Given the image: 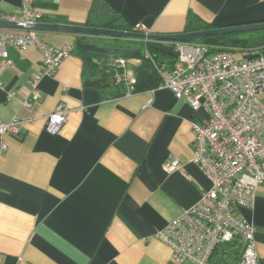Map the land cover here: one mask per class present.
Returning a JSON list of instances; mask_svg holds the SVG:
<instances>
[{
  "label": "crops",
  "instance_id": "obj_1",
  "mask_svg": "<svg viewBox=\"0 0 264 264\" xmlns=\"http://www.w3.org/2000/svg\"><path fill=\"white\" fill-rule=\"evenodd\" d=\"M22 1L0 0V11L16 16ZM95 1L36 0L35 7L47 19L63 20L41 23L85 26ZM99 1L133 30L126 32L140 33L136 27L142 25L149 34L186 33L190 13L217 29L264 23V0ZM38 33L54 47H76L75 35ZM120 40L105 48L146 50L140 40ZM122 41L129 46H120ZM8 55L12 65L0 78V120L17 118L22 127L17 135L0 137V264H178L155 236L211 188L193 162V123L207 120L208 113L194 111L162 86L104 97L84 86V64L75 54L46 77L36 46L26 52L9 47ZM120 58L136 79L141 61ZM60 105L68 110L67 121L51 134L47 120ZM173 158L183 168L169 174L163 166ZM238 216L255 227L264 264V185L254 207L241 208ZM220 252L235 258L224 264H237L243 246L225 245L215 255Z\"/></svg>",
  "mask_w": 264,
  "mask_h": 264
},
{
  "label": "built area",
  "instance_id": "obj_2",
  "mask_svg": "<svg viewBox=\"0 0 264 264\" xmlns=\"http://www.w3.org/2000/svg\"><path fill=\"white\" fill-rule=\"evenodd\" d=\"M35 2L23 0L16 16L0 11V21L22 26L0 29V78L12 65L9 47L26 52L36 46L42 56L41 77L53 76L75 52V45L54 47L32 29L43 18ZM136 28L149 34L142 25ZM174 46V65L157 67L161 86L177 100H185L194 111L204 109L208 113L207 120L193 123V162L208 178L211 188L155 237L171 249L178 264H211L219 248L234 243L243 246L237 264H259L256 229L238 212L254 207L257 191L264 185V46L252 54L243 52L240 58L229 51L211 53L213 49L205 44ZM126 65L125 59L117 60L115 68L123 70L117 78L126 81L128 94H132L136 80L129 77ZM39 81L40 77L32 82L34 99L39 95ZM67 114L63 105L58 106L48 117L47 131L57 134ZM21 127L17 118L0 120V137L17 135ZM163 168L170 174L182 170L183 164L173 158Z\"/></svg>",
  "mask_w": 264,
  "mask_h": 264
},
{
  "label": "trees",
  "instance_id": "obj_3",
  "mask_svg": "<svg viewBox=\"0 0 264 264\" xmlns=\"http://www.w3.org/2000/svg\"><path fill=\"white\" fill-rule=\"evenodd\" d=\"M41 21L45 22H63L61 18H45ZM85 27L114 30V31H133L125 27L113 10L106 3L99 0L93 3L89 19ZM217 29L214 25L207 24L199 17L189 14L186 33L201 32ZM98 41L101 47H111L119 43L120 39L113 38H98L93 37ZM88 37L83 38V42L91 44ZM193 43L205 44L210 46L213 51H229L237 53L259 50L264 46V32H250L243 34H230L216 37H207L197 40ZM142 46L147 50L149 56H146V50H142L138 56H123L116 52L112 53H95V52H78L75 49L74 54L80 57L84 64V86L100 91L104 97L117 98L127 94V89L124 82L117 83V76L121 70L115 68V64L108 63V58L114 57L117 59L124 57L127 59L136 58L141 61V64L136 70V82L134 84L133 93L145 92L156 89L161 86L163 80L158 73L157 67L167 65L172 67L176 61L175 43L173 42H141ZM221 49V50H218ZM240 50V51H239ZM242 51V52H241ZM114 80V81H113Z\"/></svg>",
  "mask_w": 264,
  "mask_h": 264
},
{
  "label": "water",
  "instance_id": "obj_4",
  "mask_svg": "<svg viewBox=\"0 0 264 264\" xmlns=\"http://www.w3.org/2000/svg\"><path fill=\"white\" fill-rule=\"evenodd\" d=\"M0 29H22V26L8 21H0ZM36 32L66 33L77 36L76 50L78 52L112 53L116 52L126 56H137L139 50H120L99 47L83 42L84 37L113 38V39H135L144 42H173V43H193L207 37H216L230 34H243L250 32H264V23L236 26L229 28H218L213 30L182 33L175 35L142 34L138 32H123L105 29L89 28L85 26H73L59 23H37L33 28Z\"/></svg>",
  "mask_w": 264,
  "mask_h": 264
},
{
  "label": "rangeland",
  "instance_id": "obj_5",
  "mask_svg": "<svg viewBox=\"0 0 264 264\" xmlns=\"http://www.w3.org/2000/svg\"><path fill=\"white\" fill-rule=\"evenodd\" d=\"M97 44H100V43H99L98 41L93 40V45H97ZM120 46H122V47H126V46H127V47H128L129 45H128L127 42L122 41V42L120 43ZM218 50H221V49H218ZM113 81H114V80H113ZM116 82H117V83L124 82L127 91L129 90V89H128V86L126 85V81H124V80L119 81V79H118ZM222 256H223V253H222V252H220L219 254H216V255L213 257L211 263H213V264H224V260H223V259H225V261L228 260L230 263L234 262V260H235V258L232 257V256H225L224 258H223Z\"/></svg>",
  "mask_w": 264,
  "mask_h": 264
}]
</instances>
